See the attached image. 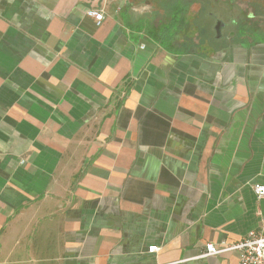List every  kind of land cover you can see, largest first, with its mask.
<instances>
[{"label": "crops", "instance_id": "obj_1", "mask_svg": "<svg viewBox=\"0 0 264 264\" xmlns=\"http://www.w3.org/2000/svg\"><path fill=\"white\" fill-rule=\"evenodd\" d=\"M132 2L0 0V264H238L200 256L264 231V39L168 49Z\"/></svg>", "mask_w": 264, "mask_h": 264}, {"label": "rangeland", "instance_id": "obj_2", "mask_svg": "<svg viewBox=\"0 0 264 264\" xmlns=\"http://www.w3.org/2000/svg\"><path fill=\"white\" fill-rule=\"evenodd\" d=\"M133 8H135L136 13L140 15V12L148 13L150 15L159 13V17L151 20L158 23L164 20L172 8L176 10H181L186 8V18L189 22L188 29L184 32L183 37L188 39L191 36L197 34L210 33L213 34V27L215 25V19H212L209 15V10L218 16L219 19H224V13L226 6L221 0H131ZM247 3L253 0H245ZM175 3L180 4V6L174 5ZM174 5V6H173ZM243 8H250L247 6H242ZM238 7H236L237 9ZM129 7L126 9L128 11ZM234 10L237 12V10ZM235 13V12H234ZM129 17V15H128ZM126 17V20L128 19ZM148 30V28H146ZM205 35V34H204Z\"/></svg>", "mask_w": 264, "mask_h": 264}, {"label": "flooded vegetation", "instance_id": "obj_3", "mask_svg": "<svg viewBox=\"0 0 264 264\" xmlns=\"http://www.w3.org/2000/svg\"><path fill=\"white\" fill-rule=\"evenodd\" d=\"M221 1L226 6L223 14L224 19H219L213 10H209L210 17L215 19L212 34L215 38L223 37L227 41L264 39V0H253L249 3L245 0ZM174 5L180 6L177 3ZM244 5H248L250 8H243ZM236 7L238 8L236 9ZM235 9L237 12L234 11ZM151 23L154 21L150 22L149 27Z\"/></svg>", "mask_w": 264, "mask_h": 264}, {"label": "built area", "instance_id": "obj_4", "mask_svg": "<svg viewBox=\"0 0 264 264\" xmlns=\"http://www.w3.org/2000/svg\"><path fill=\"white\" fill-rule=\"evenodd\" d=\"M88 16L94 18L98 24L104 20L103 11L91 9ZM255 193L259 199L264 198V185H255ZM159 247L153 246L149 252H157ZM227 252H237L239 254L238 264H264V231L252 230L244 238L234 243L221 242L219 246L207 244L206 252L200 257L221 255Z\"/></svg>", "mask_w": 264, "mask_h": 264}, {"label": "trees", "instance_id": "obj_5", "mask_svg": "<svg viewBox=\"0 0 264 264\" xmlns=\"http://www.w3.org/2000/svg\"><path fill=\"white\" fill-rule=\"evenodd\" d=\"M177 8V7H176ZM172 8L169 15L158 23H151L149 34L159 42L163 43L168 49L174 47L176 36L187 27L186 8L176 10Z\"/></svg>", "mask_w": 264, "mask_h": 264}]
</instances>
